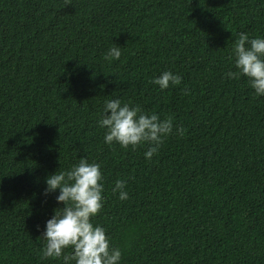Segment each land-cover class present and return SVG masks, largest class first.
<instances>
[{
	"label": "trees",
	"instance_id": "obj_1",
	"mask_svg": "<svg viewBox=\"0 0 264 264\" xmlns=\"http://www.w3.org/2000/svg\"><path fill=\"white\" fill-rule=\"evenodd\" d=\"M242 32L264 36V0H0V264H61L40 255L63 206L45 179L80 157L120 264H264V96L224 75ZM165 70L181 80L160 90ZM116 97L172 119L150 160L103 142Z\"/></svg>",
	"mask_w": 264,
	"mask_h": 264
},
{
	"label": "clouds",
	"instance_id": "obj_2",
	"mask_svg": "<svg viewBox=\"0 0 264 264\" xmlns=\"http://www.w3.org/2000/svg\"><path fill=\"white\" fill-rule=\"evenodd\" d=\"M121 49L113 46L107 49L105 59H119ZM232 63L236 71L224 75L228 79L247 78L255 97L264 96V36L250 37L240 33L234 42ZM222 78H224L222 76ZM181 77L171 71H163L154 76L151 83L164 90L180 83ZM104 130L103 142L118 144L121 148L147 145L143 156L150 160L158 151L162 140L173 130L172 119H161L156 112H145L138 105L122 102L119 97L105 99L97 120ZM183 135L184 129L178 127ZM104 178L101 165L88 162L80 157L69 168L56 170L45 179L43 194L57 192L58 205L44 223L43 232L38 236L43 243L40 248L42 258L59 259L61 264H120L121 250L111 245L106 229L93 222L103 206ZM126 181L117 179L111 192L120 201L127 200ZM39 231L40 226H36Z\"/></svg>",
	"mask_w": 264,
	"mask_h": 264
}]
</instances>
